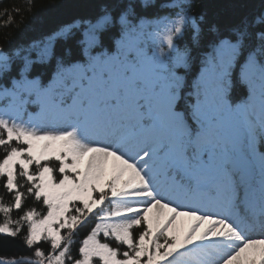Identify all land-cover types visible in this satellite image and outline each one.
<instances>
[{
	"label": "snow or ice",
	"instance_id": "obj_1",
	"mask_svg": "<svg viewBox=\"0 0 264 264\" xmlns=\"http://www.w3.org/2000/svg\"><path fill=\"white\" fill-rule=\"evenodd\" d=\"M159 7L169 14L149 19L131 0L104 3L0 48V178L12 197H0V234L23 232L30 250L0 264H264V238L250 235L257 224L264 229V0L226 24L193 12L192 0ZM186 34L192 47L181 49ZM76 36L83 62L57 57L47 84L30 78L58 42ZM193 48L203 53L202 70L185 97L177 69L198 58ZM234 73L246 86L237 100L229 95ZM44 120L67 127L46 129ZM29 198L42 211L25 207Z\"/></svg>",
	"mask_w": 264,
	"mask_h": 264
},
{
	"label": "trees",
	"instance_id": "obj_2",
	"mask_svg": "<svg viewBox=\"0 0 264 264\" xmlns=\"http://www.w3.org/2000/svg\"><path fill=\"white\" fill-rule=\"evenodd\" d=\"M123 2L127 3L129 0H123ZM131 2L134 4L137 13L149 19L155 16L169 14V10L159 7L164 0H148L149 6L147 8L141 7V0H131ZM104 3L115 5L121 3V0H0V48L7 51L17 45L27 44L34 39L50 33L61 24L72 21L74 18L93 15L98 10V7ZM192 4L193 12H204L209 20L219 22L220 24H226L239 13L252 12L260 9L262 0H192ZM14 9H19L20 11L16 12ZM8 15H11L13 20L5 26ZM78 38L79 37L76 36L70 38L67 42H58L55 45V55L53 59L47 64L34 65L29 74L30 78L39 76L41 82L47 84L54 74L57 57H62L66 65L75 62H83L81 49L76 43ZM104 43L114 49V42L110 41L107 36L105 37ZM186 43L189 47H192L189 34H186L183 39L178 41V45L181 49ZM66 48L71 49L70 56L65 54ZM93 54H96V52L94 51ZM192 55L198 58L193 60L187 67H180L177 69L178 75L183 78L185 83V97L187 96V92L191 91L202 70V63L199 57L202 56L203 53L193 48ZM12 74L15 75V67ZM245 92L246 86L239 82L234 73L233 84L229 93L230 98L232 100H237V98L244 96ZM5 103V100H0V106H3ZM184 107L185 101L182 99L178 102V110L183 111ZM38 112L39 109L35 105H30L28 107V113L36 115ZM27 118V115H25L24 119ZM13 143L15 144V142ZM260 150L264 151V144L260 145ZM3 154V148H0V158L3 157ZM42 163L44 162L42 161ZM48 163L54 168L58 165V162L54 159ZM54 175L58 176L59 174L54 171ZM21 183H23L22 180ZM0 197L3 198L4 203H10L12 199L11 195L7 193L4 188V180L2 178H0ZM28 206L36 208L37 211H42V204L33 201L31 198L25 203V207ZM18 215L19 213L13 209L11 214L12 219L15 220L18 218ZM3 221V214L0 213V223H3ZM90 221V223L79 228L78 234L74 237L76 241L82 240L89 232L90 228L95 223V218H90ZM137 232L138 229L134 228L133 233L136 234ZM22 236L23 232L15 238L6 234H0V257L11 259L29 255L30 250L23 245ZM107 242L113 247H119L121 252L126 250V246H120L114 240L109 239ZM38 243L39 246L47 250V244L43 242ZM75 247H77L76 244L73 245V248ZM118 258L122 257L118 256ZM184 264H196V260L195 258L191 261L185 260Z\"/></svg>",
	"mask_w": 264,
	"mask_h": 264
},
{
	"label": "rangeland",
	"instance_id": "obj_3",
	"mask_svg": "<svg viewBox=\"0 0 264 264\" xmlns=\"http://www.w3.org/2000/svg\"><path fill=\"white\" fill-rule=\"evenodd\" d=\"M42 126L46 129L48 128H63V127H67L66 124L64 123H53L52 121L50 120H44L43 123H42ZM94 143H98V144H103L104 143V140L103 138H94ZM182 209L185 207L184 205L181 206ZM146 260V257L142 258V264H143V261Z\"/></svg>",
	"mask_w": 264,
	"mask_h": 264
}]
</instances>
